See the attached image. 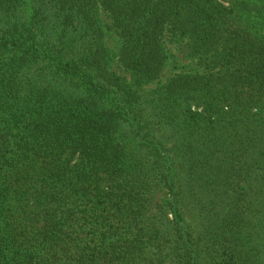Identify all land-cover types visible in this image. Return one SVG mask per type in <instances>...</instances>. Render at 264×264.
Here are the masks:
<instances>
[{
    "label": "trees",
    "instance_id": "1",
    "mask_svg": "<svg viewBox=\"0 0 264 264\" xmlns=\"http://www.w3.org/2000/svg\"><path fill=\"white\" fill-rule=\"evenodd\" d=\"M167 261L264 264V0H0V264Z\"/></svg>",
    "mask_w": 264,
    "mask_h": 264
},
{
    "label": "rangeland",
    "instance_id": "2",
    "mask_svg": "<svg viewBox=\"0 0 264 264\" xmlns=\"http://www.w3.org/2000/svg\"><path fill=\"white\" fill-rule=\"evenodd\" d=\"M98 11L107 31L106 44L110 53L111 69L120 77H123L127 79L128 82L132 83V73L124 65L120 57V39L113 26V20L110 17L109 12L104 10L101 5H99ZM161 42L167 54L166 65L155 79L140 85L138 88V92L142 96L144 107L146 108L150 105V102L155 96V91L159 90L160 87L165 85L176 74L185 71H203L202 65L192 56L188 40L185 37L172 29H168L165 31ZM152 213H154V211H152ZM166 264L174 263L167 261Z\"/></svg>",
    "mask_w": 264,
    "mask_h": 264
}]
</instances>
